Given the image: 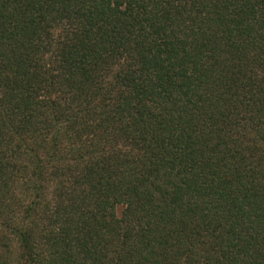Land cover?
Masks as SVG:
<instances>
[{
    "label": "trees",
    "instance_id": "obj_1",
    "mask_svg": "<svg viewBox=\"0 0 264 264\" xmlns=\"http://www.w3.org/2000/svg\"><path fill=\"white\" fill-rule=\"evenodd\" d=\"M0 264H264V0H0Z\"/></svg>",
    "mask_w": 264,
    "mask_h": 264
}]
</instances>
